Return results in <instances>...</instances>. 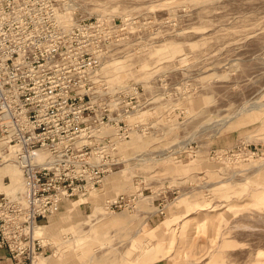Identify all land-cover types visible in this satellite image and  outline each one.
Here are the masks:
<instances>
[{"label": "rangeland", "instance_id": "1", "mask_svg": "<svg viewBox=\"0 0 264 264\" xmlns=\"http://www.w3.org/2000/svg\"><path fill=\"white\" fill-rule=\"evenodd\" d=\"M80 2L112 25L109 85L146 104L99 188L39 220V263L264 264V0Z\"/></svg>", "mask_w": 264, "mask_h": 264}, {"label": "built area", "instance_id": "2", "mask_svg": "<svg viewBox=\"0 0 264 264\" xmlns=\"http://www.w3.org/2000/svg\"><path fill=\"white\" fill-rule=\"evenodd\" d=\"M111 27L80 0H0V163L23 180L0 193V248L14 264H40L39 220L95 192L121 162L117 140L142 125L129 119L146 104L139 86L112 87L103 71Z\"/></svg>", "mask_w": 264, "mask_h": 264}, {"label": "crops", "instance_id": "3", "mask_svg": "<svg viewBox=\"0 0 264 264\" xmlns=\"http://www.w3.org/2000/svg\"><path fill=\"white\" fill-rule=\"evenodd\" d=\"M2 144H4V142L0 140V146H2ZM20 172L21 170L16 164L12 166L11 164L6 163L5 165L0 166V188L2 189L0 192H4V189H7L10 187V185H12L11 179L17 181L19 178H21ZM7 177L10 179L9 183H6L4 180ZM21 179L19 181H21ZM19 181L16 182V185L19 183ZM73 203L76 204V202ZM61 205L62 204L60 203L59 207ZM69 207L70 206L67 205L66 208ZM0 264H13V261L5 248H0Z\"/></svg>", "mask_w": 264, "mask_h": 264}, {"label": "bare ground", "instance_id": "4", "mask_svg": "<svg viewBox=\"0 0 264 264\" xmlns=\"http://www.w3.org/2000/svg\"><path fill=\"white\" fill-rule=\"evenodd\" d=\"M103 71L105 72V74H107V71L106 70H104L103 69ZM107 77H109L108 79H109V81H111V78H110V76L107 74ZM121 86V85H120ZM118 141V140H117ZM3 146H4V144H2V146H0V151L2 150V148H3ZM10 161H6V162H4V163H0L1 165H4V164H6V163H9ZM22 173V172H21ZM21 181H22V179H21ZM20 181V185H21V183L23 184V181L21 182ZM21 191V190H20ZM19 192V191H18ZM17 193V192H16ZM41 226V225H40ZM40 226H39V228H40ZM37 230H38V228H37ZM37 230H36V236H38V234H37ZM38 237H40V236H38ZM41 238H43V237H41Z\"/></svg>", "mask_w": 264, "mask_h": 264}]
</instances>
